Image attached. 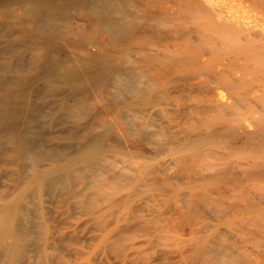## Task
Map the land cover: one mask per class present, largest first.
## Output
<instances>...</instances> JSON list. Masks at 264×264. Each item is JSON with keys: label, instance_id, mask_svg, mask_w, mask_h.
Instances as JSON below:
<instances>
[{"label": "bare ground", "instance_id": "6f19581e", "mask_svg": "<svg viewBox=\"0 0 264 264\" xmlns=\"http://www.w3.org/2000/svg\"><path fill=\"white\" fill-rule=\"evenodd\" d=\"M0 14V264H264V0Z\"/></svg>", "mask_w": 264, "mask_h": 264}, {"label": "rangeland", "instance_id": "374dc122", "mask_svg": "<svg viewBox=\"0 0 264 264\" xmlns=\"http://www.w3.org/2000/svg\"><path fill=\"white\" fill-rule=\"evenodd\" d=\"M1 22H2V15L0 14V23H1ZM1 24H3V23H1ZM1 24H0V28H1V29H4L3 25H1ZM2 27H3V28H2ZM0 31H1L0 33H2V30H0ZM1 44H2V43H1ZM1 44H0V45H1Z\"/></svg>", "mask_w": 264, "mask_h": 264}]
</instances>
